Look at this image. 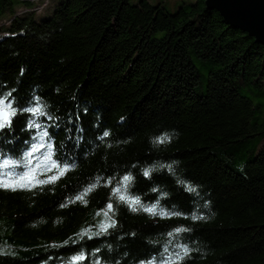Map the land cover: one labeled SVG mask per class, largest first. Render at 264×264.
I'll return each mask as SVG.
<instances>
[{"label": "trees", "instance_id": "16d2710c", "mask_svg": "<svg viewBox=\"0 0 264 264\" xmlns=\"http://www.w3.org/2000/svg\"><path fill=\"white\" fill-rule=\"evenodd\" d=\"M52 4L47 18L14 16L0 36V93L14 89L21 108L40 97L54 118L41 122L57 125L49 127L53 152L36 179L59 176L0 188V264H69L81 252L82 264H162L181 245L191 250L181 264H264V146L242 172L217 154L264 137V46L204 0L182 2L175 13L148 0ZM7 12L14 9L0 8V16ZM192 55L209 65L203 87ZM27 119L18 114L0 132V165L24 163L35 134L25 130ZM76 128L78 147L68 139ZM52 162L70 170L48 171ZM129 174L128 196L181 215L130 210L112 195ZM98 178L86 203L72 202ZM110 202L116 226L73 243L83 226L96 231Z\"/></svg>", "mask_w": 264, "mask_h": 264}, {"label": "snow or ice", "instance_id": "6c2138e0", "mask_svg": "<svg viewBox=\"0 0 264 264\" xmlns=\"http://www.w3.org/2000/svg\"><path fill=\"white\" fill-rule=\"evenodd\" d=\"M13 90H10L6 93H0V132H3L6 128H11L13 119L17 117V115H23L25 113L28 114V119L26 121V129L25 130H35V134L31 137V140L34 143L31 144L30 148L23 154L24 163L13 162L9 163L7 159L3 160V164L0 165V188L8 189V190H17L18 187H28V186H35V184H42V183H54L56 179L59 178L58 175L49 176L46 180H38L36 179V175H42L43 173H37L36 170L40 168L41 163L45 160H49L52 152H53V144L51 142L52 137L49 133V127H56L55 123L51 125L47 123H42L40 117H44L48 121H54L53 116L47 112V105L46 103L38 96L33 97L32 101L25 107L14 106L16 105L15 97L12 95ZM79 120V117H76ZM69 123H72V118H69ZM67 133H73L72 128L66 129ZM75 132L77 135H69V141H73L75 146H79L80 140L82 136L78 135L82 132V129L76 128ZM109 135L108 131L103 133V137H107ZM168 139L167 136L161 137L158 139L157 142L163 143L166 142ZM47 148V151L43 153L42 156L35 157L36 163L33 164L34 154L38 153L40 149ZM169 170H171L172 166H167ZM20 168L24 169L23 171H15V169ZM53 168L58 169L59 175H63L64 172L70 170V166L67 164L63 165V167H59L55 162H52L50 166L47 168L48 171H51ZM152 169H145L144 176L149 177L151 175ZM99 179H97L96 184L89 185L82 193L78 194L72 202L75 201H82L86 203L84 199L89 192L94 190V188L99 184ZM134 178L129 174L125 175L121 181L120 185L113 189L112 195L115 196L119 201L126 203L130 210L137 211L142 210L149 215L156 216L159 215L161 218H167L171 215H181L180 213H170L163 209H159L158 204H153L149 206H145L141 203L139 197L132 198L127 195V188L131 184ZM27 181L28 183L25 184L24 182ZM110 183V182H109ZM185 187V190L188 192H196V187L188 184L184 181H180ZM166 195V194H164ZM107 210L103 212L104 220H102L97 226L96 231H93L91 228L82 229L80 233L77 234L78 239H74L72 242L76 243L78 240H82L87 237L89 240L93 239L94 237L100 236L102 234H106L108 229L114 228L116 226L115 219L112 218L114 215L113 205L110 202L107 206ZM100 213H98L99 215ZM193 219H203L202 216L193 215ZM189 231L186 228H177L175 230V234H179L182 232ZM173 233H169V236H173ZM65 244L68 242L65 241ZM97 252L99 249L96 250ZM167 251V249H165ZM190 249L186 245H181L178 247V250L175 251L173 254L167 256L163 261L162 264H181V261L184 257L190 254ZM5 254L3 251H0V255ZM87 257L84 255L83 252L80 254L74 255L71 257L69 264H82V262ZM95 264H100V260L97 259ZM143 264V262H141ZM148 264H155L154 261H149Z\"/></svg>", "mask_w": 264, "mask_h": 264}, {"label": "rangeland", "instance_id": "374dc122", "mask_svg": "<svg viewBox=\"0 0 264 264\" xmlns=\"http://www.w3.org/2000/svg\"><path fill=\"white\" fill-rule=\"evenodd\" d=\"M142 0H130L132 5H137ZM151 5H157L162 3L166 10L169 13H175L180 7L182 2L192 1L195 2L197 0H148ZM12 3V4H11ZM11 4V5H10ZM0 8H13L14 14L12 12H7V14H2L0 16V36H4V29L8 28L10 22L14 19V16H22L25 13H35L36 17H45L47 18L50 14L47 12L51 11L53 8L52 0H35L34 6L27 7L24 3L19 2V0H2L0 3ZM47 13V14H46ZM46 14V15H45ZM192 61L196 65L198 71L202 75V87L206 85V78L209 72V65L207 62H204L202 59L197 58L192 55ZM264 146V137H256L252 139H248L241 143L228 145L225 147H220L218 149V155L221 159H223L227 164H229L235 171H243L244 164L247 161V158L251 153L259 151ZM99 219H102V216H99ZM88 227L83 226L82 229H87ZM81 229V230H82ZM6 252H10L9 249Z\"/></svg>", "mask_w": 264, "mask_h": 264}, {"label": "water", "instance_id": "95a60500", "mask_svg": "<svg viewBox=\"0 0 264 264\" xmlns=\"http://www.w3.org/2000/svg\"><path fill=\"white\" fill-rule=\"evenodd\" d=\"M227 24L242 30L264 46V0H204Z\"/></svg>", "mask_w": 264, "mask_h": 264}]
</instances>
